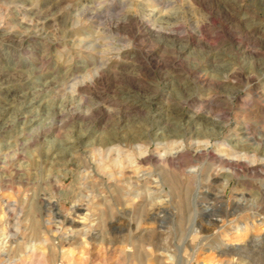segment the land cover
Masks as SVG:
<instances>
[{"label":"clouds","instance_id":"clouds-1","mask_svg":"<svg viewBox=\"0 0 264 264\" xmlns=\"http://www.w3.org/2000/svg\"><path fill=\"white\" fill-rule=\"evenodd\" d=\"M0 264H264V0H0Z\"/></svg>","mask_w":264,"mask_h":264}]
</instances>
